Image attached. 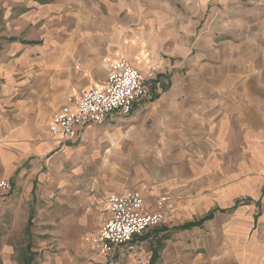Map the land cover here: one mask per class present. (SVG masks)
Listing matches in <instances>:
<instances>
[{
  "label": "crops",
  "instance_id": "1",
  "mask_svg": "<svg viewBox=\"0 0 264 264\" xmlns=\"http://www.w3.org/2000/svg\"><path fill=\"white\" fill-rule=\"evenodd\" d=\"M257 1V16L232 33L230 55L220 59L229 65L213 66L211 78L209 67L197 63L201 57L191 55L188 34L163 30L171 21L156 10L138 17L156 30L150 56L168 81L148 76L151 100L127 116L75 128L62 145L50 136L53 117L82 90L101 85L139 43L113 23H91L39 50L0 35V179L26 186L34 197L35 180L50 163L43 188L52 197L53 222L61 219L64 232H87L85 243L102 264L130 250L138 264H264V0ZM126 191L145 200L143 212L165 209L168 218L158 237L150 235L158 226L151 227L104 253L93 242L110 216L104 197ZM164 195L171 201L159 206ZM32 220L31 213L28 237ZM152 239L164 248L147 256L143 246ZM29 252L23 264L29 255L33 264Z\"/></svg>",
  "mask_w": 264,
  "mask_h": 264
},
{
  "label": "rangeland",
  "instance_id": "2",
  "mask_svg": "<svg viewBox=\"0 0 264 264\" xmlns=\"http://www.w3.org/2000/svg\"><path fill=\"white\" fill-rule=\"evenodd\" d=\"M259 6L257 0H0V35L8 37V40L28 42L31 49L39 50L92 24H120L122 35L139 43L138 49H133L131 57L125 60L142 69L147 76L153 75L151 82L166 83L168 76L164 72L158 73L161 66L150 56L153 49L148 46V40L155 29L137 20L138 17L148 19L150 12L156 10L161 19L171 21L165 23L163 30L180 36L188 34L186 45L191 55L201 57L197 63L209 67L206 76L211 78L213 66L229 65L220 59L230 55L227 51L232 46V33H242V26L248 20H254ZM160 75L163 77L159 78ZM148 93L152 96L149 87ZM40 175L44 178H36V192L44 195L45 199L37 197V193L33 197V192L22 184L12 183L9 191L0 187V264H23L22 259L29 251L34 253L33 264H75L74 260L79 261L77 264H87L88 259L94 264H102L104 259L89 250L85 243L87 232L58 230L61 219L53 222L54 206L48 205L52 197L43 188L51 179L48 176L52 175V165L47 162ZM31 213L33 224L28 237L25 229ZM40 213L44 218L38 216ZM162 225L151 229L153 232L149 234L158 237L156 229ZM163 248L162 241L152 239L145 243L143 251L148 256L152 249L160 253ZM135 254L130 250L123 260L112 258L105 264H138Z\"/></svg>",
  "mask_w": 264,
  "mask_h": 264
},
{
  "label": "built area",
  "instance_id": "3",
  "mask_svg": "<svg viewBox=\"0 0 264 264\" xmlns=\"http://www.w3.org/2000/svg\"><path fill=\"white\" fill-rule=\"evenodd\" d=\"M149 98L152 96L148 93L146 73L126 60L116 61L101 85L82 90L73 104L64 106L53 117L50 136L62 145L75 128L102 123L110 116H127L138 103ZM0 187L9 191L12 184L1 180ZM104 200L110 216L93 239L104 253H114L118 247L131 242L149 228L161 225L168 218L165 209L143 212L145 200L134 191L108 193ZM170 201L171 198L164 195L156 203L165 206Z\"/></svg>",
  "mask_w": 264,
  "mask_h": 264
},
{
  "label": "trees",
  "instance_id": "4",
  "mask_svg": "<svg viewBox=\"0 0 264 264\" xmlns=\"http://www.w3.org/2000/svg\"><path fill=\"white\" fill-rule=\"evenodd\" d=\"M29 224H30V222H29ZM193 224H197V222L189 223V224L183 225L182 227L185 228V227L191 226V225H193ZM28 227H29V226H28ZM31 260H32V256H31V255L26 256L25 264H31Z\"/></svg>",
  "mask_w": 264,
  "mask_h": 264
}]
</instances>
